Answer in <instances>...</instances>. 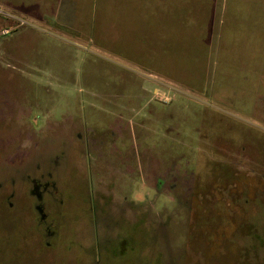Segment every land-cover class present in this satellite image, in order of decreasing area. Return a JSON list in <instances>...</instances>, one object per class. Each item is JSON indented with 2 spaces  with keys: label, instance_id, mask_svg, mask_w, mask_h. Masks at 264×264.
Wrapping results in <instances>:
<instances>
[{
  "label": "rangeland",
  "instance_id": "obj_1",
  "mask_svg": "<svg viewBox=\"0 0 264 264\" xmlns=\"http://www.w3.org/2000/svg\"><path fill=\"white\" fill-rule=\"evenodd\" d=\"M38 159L55 241L3 183L0 264H264V0H0V170Z\"/></svg>",
  "mask_w": 264,
  "mask_h": 264
},
{
  "label": "flooded vegetation",
  "instance_id": "obj_2",
  "mask_svg": "<svg viewBox=\"0 0 264 264\" xmlns=\"http://www.w3.org/2000/svg\"><path fill=\"white\" fill-rule=\"evenodd\" d=\"M63 165H65V163ZM55 167L52 169H43L41 168V164L38 159L37 163L29 162L26 165L24 163L23 167L21 165V167L18 169L5 168L0 170V172L3 171V175H0V186L3 183L8 185L10 184L13 186L17 182H25L31 186V188L29 189V193L34 199L32 202L31 209L35 210L38 215L36 222V224L38 225H36V229L40 230L46 238L51 237L53 241H55V231L50 230V226L55 224V220H52L51 224H46L47 215L44 213V207L46 203L54 202L53 204H55V191L58 187V185L56 184L55 172L59 177L62 172V170L61 172L58 170V166ZM76 168L77 167H75L72 163V169L70 168V170L74 171L75 174H77L78 171V169ZM62 169L64 170V167H62ZM77 175H79V179L73 180L76 184L73 187L70 186L68 189L70 192V196H75L79 198V202L77 203L82 202L85 205L84 216H87L92 211L95 217H97L98 211L96 205L99 202L109 204L110 207L113 203H116L112 198L108 199L103 193H94L95 195L91 197L88 186L85 181V177L81 173H78ZM60 179L62 178L60 177ZM82 182L84 185L82 184ZM14 195V191L8 192V194H6V196H4L5 198L3 199V202L7 203L8 209L10 208V210L13 206V202H9V200L14 198ZM52 244L53 243L50 244V242L44 243L46 247H50L52 246Z\"/></svg>",
  "mask_w": 264,
  "mask_h": 264
},
{
  "label": "trees",
  "instance_id": "obj_3",
  "mask_svg": "<svg viewBox=\"0 0 264 264\" xmlns=\"http://www.w3.org/2000/svg\"><path fill=\"white\" fill-rule=\"evenodd\" d=\"M154 264H159L158 262H155Z\"/></svg>",
  "mask_w": 264,
  "mask_h": 264
}]
</instances>
